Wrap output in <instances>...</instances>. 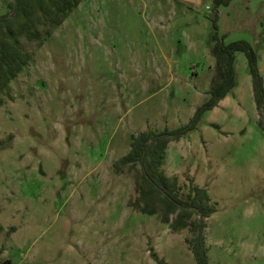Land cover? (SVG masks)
<instances>
[{"label": "rangeland", "instance_id": "374dc122", "mask_svg": "<svg viewBox=\"0 0 264 264\" xmlns=\"http://www.w3.org/2000/svg\"><path fill=\"white\" fill-rule=\"evenodd\" d=\"M216 11L224 41L247 40L264 78V0H81L20 33L26 62L13 77L0 69V264H161L152 252L197 264L188 227L143 212L135 169L117 163L134 135L186 122L209 96ZM234 69L160 169L182 197L207 189L209 264H264V129L244 52Z\"/></svg>", "mask_w": 264, "mask_h": 264}, {"label": "trees", "instance_id": "16d2710c", "mask_svg": "<svg viewBox=\"0 0 264 264\" xmlns=\"http://www.w3.org/2000/svg\"><path fill=\"white\" fill-rule=\"evenodd\" d=\"M81 0H12L11 11L0 14V69L8 77H13L26 62L28 54L19 47L21 32L30 35L38 33L29 28L35 21L54 25L61 23L63 18ZM214 8L227 5L231 0H212ZM214 32L212 33V52L216 57L217 78L209 89V96L196 106L190 118L176 127L161 130H142L134 135L129 150L117 163L119 169L127 167L136 171L135 184L139 190L137 206L145 213L160 211L163 222L170 221L173 229L187 226L190 236L185 240L197 264H209L204 229L206 218L215 210L205 187L191 184L185 197L179 194L176 178L169 177L160 166L164 159L167 143L178 139L190 129L197 126L203 113L217 105L236 83L234 61L236 52H244L248 70L251 75L252 92L258 111V123L264 129V78L261 74L257 53L245 39L224 41L225 33L218 32L217 11L213 17ZM137 164L139 167H137ZM152 256L161 264L167 262L152 252Z\"/></svg>", "mask_w": 264, "mask_h": 264}]
</instances>
